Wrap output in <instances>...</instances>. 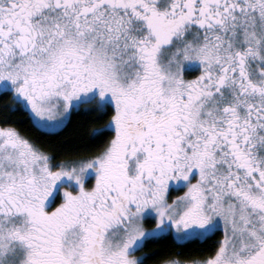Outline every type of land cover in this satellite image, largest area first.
Returning <instances> with one entry per match:
<instances>
[{"label": "snow or ice", "instance_id": "obj_1", "mask_svg": "<svg viewBox=\"0 0 264 264\" xmlns=\"http://www.w3.org/2000/svg\"><path fill=\"white\" fill-rule=\"evenodd\" d=\"M0 264H264V0H0Z\"/></svg>", "mask_w": 264, "mask_h": 264}, {"label": "trees", "instance_id": "obj_2", "mask_svg": "<svg viewBox=\"0 0 264 264\" xmlns=\"http://www.w3.org/2000/svg\"><path fill=\"white\" fill-rule=\"evenodd\" d=\"M21 130L24 131V128L22 127ZM26 134H29V135H32V136H37V135H39V133H37V132H35V131L30 132V133H26ZM63 135H64V136H67V137H69V138H71V136H72V129L70 128V129H69L68 131H66Z\"/></svg>", "mask_w": 264, "mask_h": 264}]
</instances>
